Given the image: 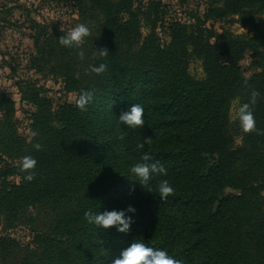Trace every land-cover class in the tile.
Returning <instances> with one entry per match:
<instances>
[{"label": "trees", "instance_id": "16d2710c", "mask_svg": "<svg viewBox=\"0 0 264 264\" xmlns=\"http://www.w3.org/2000/svg\"><path fill=\"white\" fill-rule=\"evenodd\" d=\"M86 1L100 17L90 50L97 60L91 63H106L108 71L85 81L79 72L81 49L61 46L58 38L65 33L31 21V69L52 64L67 93L95 89V98L86 111L73 103L52 115L49 101L24 86L22 99L36 106L29 128L38 135L27 144L7 135L0 140L5 149L0 155L7 156V144L18 157L28 149L26 155L37 161L35 178L24 180L20 164L0 168V219L15 221L37 205L63 209L50 236L35 237L49 259L56 254L63 264H109L116 245L126 249L135 239L184 264H264V136L244 133L229 120L232 101L240 105L249 99L247 81L260 92L254 116L257 128L264 129V0H207L204 21L173 22L166 42L155 32L164 29L162 15L150 14L156 5L140 10L133 0ZM236 14L256 35L215 36L204 27L206 20ZM143 18L152 29L142 38ZM104 47L109 55L100 57L97 50ZM246 51L251 67L258 68L248 78L238 66ZM192 59L201 63V79L187 72ZM137 103L144 108L145 125L118 128L120 113ZM233 129L240 130L238 147ZM120 132L126 133L124 140L118 139ZM145 137L152 142L137 149ZM37 142L41 151L33 148ZM144 152L165 166L167 176L143 188L130 168ZM160 179L175 189L165 201L156 194ZM226 189L237 193L224 194ZM130 206L134 212L127 211ZM89 209L98 214L123 210L132 223L126 232L96 228L84 218ZM15 250L20 249L13 239L0 237V254L7 257Z\"/></svg>", "mask_w": 264, "mask_h": 264}, {"label": "rangeland", "instance_id": "374dc122", "mask_svg": "<svg viewBox=\"0 0 264 264\" xmlns=\"http://www.w3.org/2000/svg\"><path fill=\"white\" fill-rule=\"evenodd\" d=\"M149 3L156 5L150 14H158L163 17V31L155 29L156 35L161 41H168L166 29L173 23L179 22L187 26L195 23V18L204 21L205 10L208 7L207 0H186L184 3L178 0H133V8L140 6L145 8ZM89 4L86 0H0V140L5 141L7 135L16 136L23 140L25 144L32 139L29 128L30 119L36 106L22 99L24 86L36 88L40 98L46 99L50 103L47 109L54 115L60 106L73 104L75 93L65 91L62 79L55 77L52 64L46 65L42 71L32 70L31 56L35 54L32 36L35 30L32 29L31 21L44 27L55 29L66 33L79 23L86 24L91 35L86 38L84 45L80 48L84 58L81 59V72L85 81L92 79L96 74L89 71L92 66L91 60L96 61L95 52H90L93 47V37L97 36L100 17L88 10ZM80 10H83L81 15ZM258 19V18H257ZM262 19L260 18V23ZM139 32L142 38L152 29V22L144 18L140 20ZM206 29L212 30L215 36L227 34L233 37H244L248 39L256 35V29L244 24L239 16L231 15L215 20L204 22ZM216 41L211 38L210 42ZM219 42V41H218ZM95 51V49H93ZM88 55L91 57L89 58ZM94 55V56H93ZM251 52L246 51L238 66L244 78H248L258 68L251 67ZM83 60V62H82ZM52 61V58H51ZM187 72L194 79L203 77L202 67L199 60L192 59L188 65ZM10 102V103H9ZM239 107V100L234 99L229 110V120L237 126L238 120L235 119L236 111ZM46 113V112H45ZM8 125V127H7ZM234 138V146L241 144L239 132ZM235 134V133H234ZM6 155H0V168L4 164L10 167H18L22 158L28 153L24 148L18 157L15 147L6 145ZM4 152V147H0ZM20 153V152H19ZM9 156V157H8ZM236 191L226 189L224 194H236ZM63 209L53 208L49 205H37L24 210L15 221H8L6 218L0 219V237L13 239L20 250L11 252L10 256L0 254V264H63V260L57 258L55 254L49 259L46 247H41L36 236H50L55 220L59 218ZM124 247L115 246L113 260L119 258ZM105 257L108 256V252ZM3 255V256H2ZM74 255L70 257L73 259ZM108 257L109 264L112 261ZM64 264H66L64 262Z\"/></svg>", "mask_w": 264, "mask_h": 264}, {"label": "clouds", "instance_id": "9594fccd", "mask_svg": "<svg viewBox=\"0 0 264 264\" xmlns=\"http://www.w3.org/2000/svg\"><path fill=\"white\" fill-rule=\"evenodd\" d=\"M90 35V28L84 23H79L64 35L59 36L58 42L61 46L69 49H80L84 45L86 38ZM97 51L100 57H107L109 55L107 47L98 49ZM77 55L81 59L84 58L83 51H79ZM89 71L99 76L108 71V65L100 63L98 66H90ZM244 88L249 99L247 102L239 105L235 119L238 120L239 126L244 133H256L257 135L264 136V129L257 128L254 116V106L258 102L260 92L251 87L247 81H244ZM94 98L95 89H81L74 97V104L79 110L86 111ZM121 125H126L127 128L131 129L142 128L145 125L144 108L137 103L133 104L129 110L121 112L117 118V127L119 128ZM37 135V132H31L33 138ZM125 135L126 133L120 132L118 139L124 140ZM151 142V137H145L142 143L137 144V149H143L145 144H150ZM33 148L36 151L42 150V146L38 142L33 144ZM36 164V159L31 155H26L22 158L20 171L24 173V180L30 182L35 178ZM130 172L135 175L137 178L135 181H138L143 188L149 185L156 177L167 176L165 166L158 160L154 161L152 155L148 152H144L140 156L139 161L131 166ZM174 193L175 189L171 186L169 180L160 179L158 181L156 194L159 195L161 201L167 200ZM127 211L134 212L135 209L130 206ZM84 218L89 224L97 226L96 228L108 229L110 227H117V230L120 232H126L132 223L131 218L126 217L123 210L105 211L98 214L97 211L89 209L84 212ZM112 264H184V261L174 258L166 250L150 246L144 240L135 239L126 249L121 251L119 258L114 259Z\"/></svg>", "mask_w": 264, "mask_h": 264}]
</instances>
